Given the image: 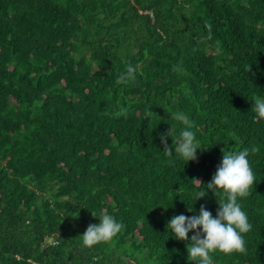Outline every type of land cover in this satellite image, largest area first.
<instances>
[{
  "label": "trees",
  "instance_id": "1",
  "mask_svg": "<svg viewBox=\"0 0 264 264\" xmlns=\"http://www.w3.org/2000/svg\"><path fill=\"white\" fill-rule=\"evenodd\" d=\"M129 64L135 79L118 84ZM254 97L264 98V0H0V264H195L190 239L167 224L201 205L216 216L223 192L206 185L222 150L253 145L256 183L239 199L247 253L212 255L264 264ZM178 111L194 123L198 160L175 154L171 137L164 152L161 133L184 128ZM92 212L124 230L83 247L100 223Z\"/></svg>",
  "mask_w": 264,
  "mask_h": 264
},
{
  "label": "clouds",
  "instance_id": "2",
  "mask_svg": "<svg viewBox=\"0 0 264 264\" xmlns=\"http://www.w3.org/2000/svg\"><path fill=\"white\" fill-rule=\"evenodd\" d=\"M207 27L211 29L210 24ZM134 79L135 68L129 64L126 74H122L117 83L127 84L129 80ZM253 100L252 111L259 119H264V98L254 97ZM127 111V108L121 107L115 113V117L126 115ZM171 118L181 122L184 128L178 137L174 136L172 128L167 133H161L165 154L169 157L173 155L172 149L168 146V137H171L175 154L186 163L198 160L197 149L202 146L197 143L196 134L191 130L194 123L182 111L171 113ZM222 151L224 153L222 162L206 185L216 196L223 192V196L217 201L219 204L217 215L213 216L205 205H201L198 215H174L167 224L175 239L185 242L190 239L191 242L187 243L188 260L194 261L195 264H214L212 254L217 251L226 255L247 253V241L244 237L252 230V224L239 199L251 195V189L256 183L249 156L256 154L259 149L253 145L250 149ZM206 195L207 191L201 190L196 193L195 198L199 200ZM92 215L99 216L100 223L89 224L81 235L83 247L92 248L102 242H109L125 228V225L111 214L102 212L96 215L92 212ZM190 232L194 233L191 237Z\"/></svg>",
  "mask_w": 264,
  "mask_h": 264
}]
</instances>
